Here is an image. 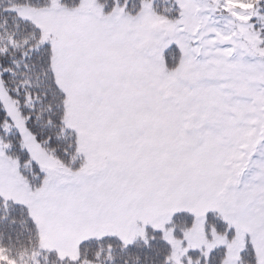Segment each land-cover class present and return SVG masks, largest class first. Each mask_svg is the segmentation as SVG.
<instances>
[{"label":"snow or ice","instance_id":"1","mask_svg":"<svg viewBox=\"0 0 264 264\" xmlns=\"http://www.w3.org/2000/svg\"><path fill=\"white\" fill-rule=\"evenodd\" d=\"M0 264H264V0H0Z\"/></svg>","mask_w":264,"mask_h":264}]
</instances>
